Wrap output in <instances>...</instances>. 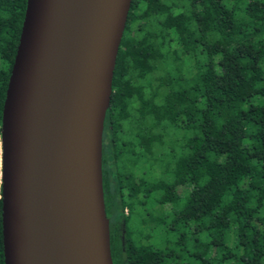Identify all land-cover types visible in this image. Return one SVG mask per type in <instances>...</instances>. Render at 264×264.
Masks as SVG:
<instances>
[{
    "label": "trees",
    "instance_id": "obj_1",
    "mask_svg": "<svg viewBox=\"0 0 264 264\" xmlns=\"http://www.w3.org/2000/svg\"><path fill=\"white\" fill-rule=\"evenodd\" d=\"M27 3L0 0V149ZM103 179L114 264H263L264 0H133Z\"/></svg>",
    "mask_w": 264,
    "mask_h": 264
},
{
    "label": "water",
    "instance_id": "obj_2",
    "mask_svg": "<svg viewBox=\"0 0 264 264\" xmlns=\"http://www.w3.org/2000/svg\"><path fill=\"white\" fill-rule=\"evenodd\" d=\"M133 0H28L2 139L5 264H114L103 153Z\"/></svg>",
    "mask_w": 264,
    "mask_h": 264
},
{
    "label": "rangeland",
    "instance_id": "obj_3",
    "mask_svg": "<svg viewBox=\"0 0 264 264\" xmlns=\"http://www.w3.org/2000/svg\"><path fill=\"white\" fill-rule=\"evenodd\" d=\"M0 152H1V156H0V177H1V169H2V148L0 149ZM179 191H182L181 189L179 190ZM156 195H158V194H156ZM159 196V195H158ZM153 207H155L156 208V211L155 210H153L154 211V214H155V216L156 217H158L159 219L161 218V215H162V209H161V207L160 206H156L155 205V199H151L148 203H147V208L149 209V210H152L153 209ZM161 230V227H159L158 229L156 228L155 229V231L152 229V227H150V226H147V227H145V228H143V232L145 233V234H149L150 232H151V234L152 233H154L155 235H156V241H155V243H156V246H157V244H159V242H160V231ZM263 264H264V262H263Z\"/></svg>",
    "mask_w": 264,
    "mask_h": 264
},
{
    "label": "flooded vegetation",
    "instance_id": "obj_4",
    "mask_svg": "<svg viewBox=\"0 0 264 264\" xmlns=\"http://www.w3.org/2000/svg\"><path fill=\"white\" fill-rule=\"evenodd\" d=\"M106 138V142L109 145V149L111 150V159H109V163H110V168L111 171H115V157H114V153H115V147H116V137L114 135L110 136V137H105ZM116 174L113 172L112 176H111V180L112 182L115 184V180H116Z\"/></svg>",
    "mask_w": 264,
    "mask_h": 264
}]
</instances>
